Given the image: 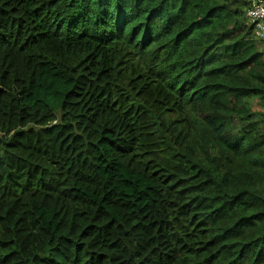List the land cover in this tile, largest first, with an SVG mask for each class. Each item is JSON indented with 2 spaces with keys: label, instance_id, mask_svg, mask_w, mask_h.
<instances>
[{
  "label": "trees",
  "instance_id": "16d2710c",
  "mask_svg": "<svg viewBox=\"0 0 264 264\" xmlns=\"http://www.w3.org/2000/svg\"><path fill=\"white\" fill-rule=\"evenodd\" d=\"M254 1L0 0V264H264Z\"/></svg>",
  "mask_w": 264,
  "mask_h": 264
},
{
  "label": "built area",
  "instance_id": "2783aa9c",
  "mask_svg": "<svg viewBox=\"0 0 264 264\" xmlns=\"http://www.w3.org/2000/svg\"><path fill=\"white\" fill-rule=\"evenodd\" d=\"M247 15L257 22L256 36L264 38V1L255 0L253 8L248 10Z\"/></svg>",
  "mask_w": 264,
  "mask_h": 264
}]
</instances>
